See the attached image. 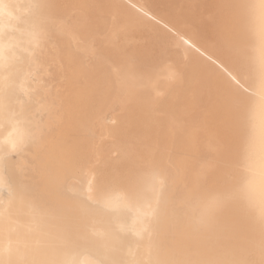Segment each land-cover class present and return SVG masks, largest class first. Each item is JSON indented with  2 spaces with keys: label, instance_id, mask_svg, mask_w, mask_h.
<instances>
[{
  "label": "bare ground",
  "instance_id": "obj_1",
  "mask_svg": "<svg viewBox=\"0 0 264 264\" xmlns=\"http://www.w3.org/2000/svg\"><path fill=\"white\" fill-rule=\"evenodd\" d=\"M257 3L0 0L3 259L258 264Z\"/></svg>",
  "mask_w": 264,
  "mask_h": 264
},
{
  "label": "snow or ice",
  "instance_id": "obj_2",
  "mask_svg": "<svg viewBox=\"0 0 264 264\" xmlns=\"http://www.w3.org/2000/svg\"><path fill=\"white\" fill-rule=\"evenodd\" d=\"M258 12L259 19V37H260V54L257 61L258 66V81L260 87V110H261V121H260V154H259V168H260V183H259V208H260V221L261 225L264 226V0H258V3L252 6ZM4 59L3 45H0V60ZM3 103L0 99V114L3 113ZM17 129H20V125H16ZM26 138L24 131H18V137L13 142V147L18 144H22ZM252 183L244 184L240 189V196L244 199L251 201L252 199ZM85 207H88L85 202ZM11 230H9L10 232ZM5 231L3 225L0 224V238H3ZM14 252L13 241L11 236H8L7 243L0 244V264H97L94 261L82 260V261H55V260H44V259H31V260H13L3 259L4 256L11 257ZM261 260L258 264H264V243L261 245ZM152 264V262H148ZM159 264V262H156ZM237 264H257L255 261H240Z\"/></svg>",
  "mask_w": 264,
  "mask_h": 264
}]
</instances>
